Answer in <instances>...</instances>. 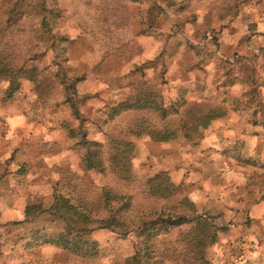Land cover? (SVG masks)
<instances>
[{
    "label": "rangeland",
    "instance_id": "1",
    "mask_svg": "<svg viewBox=\"0 0 264 264\" xmlns=\"http://www.w3.org/2000/svg\"><path fill=\"white\" fill-rule=\"evenodd\" d=\"M263 134L264 0H0V264H264Z\"/></svg>",
    "mask_w": 264,
    "mask_h": 264
},
{
    "label": "trees",
    "instance_id": "2",
    "mask_svg": "<svg viewBox=\"0 0 264 264\" xmlns=\"http://www.w3.org/2000/svg\"><path fill=\"white\" fill-rule=\"evenodd\" d=\"M217 116L218 115L215 116V115L209 113V114L203 116V118L206 120V124H207V120L209 122L211 119H213ZM103 197H104L105 205H109L113 201H120V200H124L125 198H127L125 195L114 194L108 189L104 191ZM126 203L127 202H124L123 204H126ZM55 206L57 207V209H60V207H63V205H60L59 203H57ZM160 214H162L161 215L162 218L158 217V219H156L157 221H149V222L143 221L141 223L142 230L153 228L157 223H160L161 227H163V228H168L170 226H178V225H181V224L189 221L182 214H176V213H160ZM115 221L116 220H114V217H112L111 220H102L101 221V227H110V225L112 223H114ZM221 230H224V229L222 228ZM59 239L60 240H50L49 242L61 245L62 247L67 248L69 250L75 249L76 242H75V244H73V246H70V244H69L70 242L66 239L65 236H60ZM145 239H146L145 241L147 242L149 237H145Z\"/></svg>",
    "mask_w": 264,
    "mask_h": 264
},
{
    "label": "crops",
    "instance_id": "3",
    "mask_svg": "<svg viewBox=\"0 0 264 264\" xmlns=\"http://www.w3.org/2000/svg\"><path fill=\"white\" fill-rule=\"evenodd\" d=\"M263 135H264V134H263ZM224 200H225V202H224V203H225V204H227V203H226V200H227V198H226V195H225V198H224ZM224 200H223V201H224ZM240 200H242V197H241V196H239V197H236V199H235V201H237V202H239ZM248 217H249V216H247V218H248Z\"/></svg>",
    "mask_w": 264,
    "mask_h": 264
}]
</instances>
